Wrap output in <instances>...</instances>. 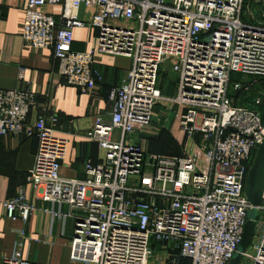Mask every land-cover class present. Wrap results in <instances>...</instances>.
<instances>
[{
    "label": "built area",
    "instance_id": "2783aa9c",
    "mask_svg": "<svg viewBox=\"0 0 264 264\" xmlns=\"http://www.w3.org/2000/svg\"><path fill=\"white\" fill-rule=\"evenodd\" d=\"M46 4L60 6L58 21L42 10ZM80 8L90 10L96 51L128 57L130 67L109 90L110 112L84 131L101 154L83 162L81 178L58 173L66 140L54 132L55 113L27 85L0 88V136L36 141L24 185L61 229L73 216L71 262L227 264L250 209L243 186L264 135V115L254 108L260 97L236 105L226 93L231 72L264 79V0H26L21 41L50 48L56 73L89 93L100 79L92 51L71 48L72 29L85 24ZM243 8L253 22L242 20ZM165 64L176 78L170 98L158 87ZM162 103L178 107L175 121L186 135L180 154L146 153L131 139ZM261 198L256 209L264 213V180ZM1 207L6 218L22 223L35 209L23 185ZM251 237L252 252L244 249L240 258L264 264V214L254 220ZM30 240L17 229L0 264H34L26 252Z\"/></svg>",
    "mask_w": 264,
    "mask_h": 264
},
{
    "label": "crops",
    "instance_id": "0c3cea01",
    "mask_svg": "<svg viewBox=\"0 0 264 264\" xmlns=\"http://www.w3.org/2000/svg\"><path fill=\"white\" fill-rule=\"evenodd\" d=\"M25 1L0 0V88L27 85L37 95L38 103L46 104V111L55 113L58 121L54 132L66 140L65 155L58 173L62 177L81 178L84 175L83 162L86 159L95 162L101 154L95 143L83 136L84 131L96 116H105L110 112L109 90L124 78L130 59L96 51L97 31L87 23L90 10L80 8L79 18L85 24L72 29L71 48L92 51V68L100 76L89 93H80L56 73L50 48H34L21 41ZM42 10L58 21L59 5L46 4ZM18 73L21 74L20 79H17ZM175 83L176 78L174 90ZM174 108L178 109L177 106ZM39 110L38 107L30 111L29 120ZM35 147L33 136L10 133L0 136V261L10 253L16 230L23 227L32 238L27 243L26 252L34 264H80L68 258L73 216L65 219L61 229L56 219L50 221L49 216L41 211L46 204L32 196L30 189L24 185L26 171L33 163ZM22 185L28 200L35 206L25 223L18 218H6L1 207V201L14 196ZM62 209L65 210V206Z\"/></svg>",
    "mask_w": 264,
    "mask_h": 264
},
{
    "label": "rangeland",
    "instance_id": "374dc122",
    "mask_svg": "<svg viewBox=\"0 0 264 264\" xmlns=\"http://www.w3.org/2000/svg\"><path fill=\"white\" fill-rule=\"evenodd\" d=\"M241 18L245 22H253L251 20V14L245 8L242 9ZM174 77L175 75L168 65L165 64L160 67L158 71V85L161 89V95L165 98H170L174 94L172 93L174 91ZM250 80L251 77L248 75L231 72L227 86V97L232 100L234 87L238 84L243 86ZM176 110L178 109H173V106H169L168 103L157 104L153 108L152 119L149 125L141 132L135 133L131 139L141 146L146 153L180 154L184 149L186 135L184 132H180L182 130L175 121L174 113ZM178 135L180 136L178 137ZM252 213L256 214L257 220H261L264 214L261 210L248 209L246 217ZM254 241L255 238L251 237L248 245L245 247V251L252 252L251 246ZM246 263L247 260L243 257L239 259V264Z\"/></svg>",
    "mask_w": 264,
    "mask_h": 264
},
{
    "label": "water",
    "instance_id": "95a60500",
    "mask_svg": "<svg viewBox=\"0 0 264 264\" xmlns=\"http://www.w3.org/2000/svg\"><path fill=\"white\" fill-rule=\"evenodd\" d=\"M264 180V135L261 142L257 145L253 154L250 166L247 169L243 193L246 201L250 205V210L256 209L261 202V191ZM256 214L249 215L243 225L241 239L236 248V252L232 255V258L227 264H239L240 252H242L248 245L250 237L252 235L254 220Z\"/></svg>",
    "mask_w": 264,
    "mask_h": 264
},
{
    "label": "trees",
    "instance_id": "16d2710c",
    "mask_svg": "<svg viewBox=\"0 0 264 264\" xmlns=\"http://www.w3.org/2000/svg\"><path fill=\"white\" fill-rule=\"evenodd\" d=\"M256 97H260V102L254 108L259 110L261 115H264V79L255 81L251 79L247 84L235 89L232 96V104L239 105L245 102H252ZM178 264H188V260L181 258L178 260Z\"/></svg>",
    "mask_w": 264,
    "mask_h": 264
}]
</instances>
